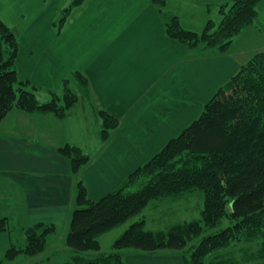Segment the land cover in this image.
Returning <instances> with one entry per match:
<instances>
[{"label":"crops","instance_id":"1","mask_svg":"<svg viewBox=\"0 0 264 264\" xmlns=\"http://www.w3.org/2000/svg\"><path fill=\"white\" fill-rule=\"evenodd\" d=\"M84 2L80 0L71 8L79 10L75 14L70 11L58 31L50 25L42 27L39 21L30 25L19 42L17 66L33 71L36 79L44 78L32 81L40 102L49 99L41 100L38 91L58 95L54 89L62 85L58 75L80 69L86 82L75 74L81 83L77 95L94 96L98 106L104 107L96 109L97 116L103 109L118 118V124L105 135L98 116L99 131L88 151L61 135L62 128H67L68 112L79 99L63 116L16 108L7 113L0 121V218L7 221L2 233L6 247L15 242L11 231H19V246H24L26 230L38 224H54L56 231L62 230L63 241L76 207L78 181L91 200L115 190L197 117L242 65L228 51L192 57L190 53L197 47L187 49L166 35L164 14L153 0ZM57 8L52 2L45 11H53L55 17ZM103 16L115 25L107 28L99 24ZM37 71L47 72L42 77L44 72ZM53 75L57 81H51ZM66 144L77 146L88 156L77 174L70 158L60 151ZM57 255L51 258L54 262ZM124 261L185 264L177 251L166 250L155 254L128 251Z\"/></svg>","mask_w":264,"mask_h":264},{"label":"trees","instance_id":"2","mask_svg":"<svg viewBox=\"0 0 264 264\" xmlns=\"http://www.w3.org/2000/svg\"><path fill=\"white\" fill-rule=\"evenodd\" d=\"M79 1L74 0L62 9L58 30ZM164 1L153 0L160 10ZM261 1L224 3L220 7L219 23L216 25L209 20L201 34L182 29L176 16L166 17L163 13L166 35L187 49L201 45V49L225 53L233 37L254 22ZM17 54L15 34L0 19V121L13 108L63 116L77 101V93L65 81L61 102L59 94L55 93L47 101H38L36 87L18 76ZM77 75L82 78L80 73ZM98 113L106 135L109 128L118 124V118L103 109ZM60 151L70 158L72 171L76 174L88 161L87 154L77 146L66 144ZM141 179L137 189L127 190ZM188 188L203 191L200 220L170 228L165 233L146 230L144 219L138 218L113 241L110 251L99 252V238L103 233L138 215L150 200ZM223 221H226L224 227ZM203 225L217 230L202 236L190 251L186 250L188 243L200 236ZM6 230V218L1 217L0 232ZM55 231L54 224L28 228L25 246H9L5 257L12 259L18 254L37 257L46 249V238ZM254 238L260 239L258 255L264 257V50L242 64L204 104L197 117L132 171L115 190L91 200L78 181L76 207L64 242L75 254L89 250L98 253L89 258L77 254L80 259L75 263L73 260L43 264H125L123 248L150 254L170 249L180 253L185 264H206L205 256L209 253L225 248L233 241ZM221 261L212 264H224Z\"/></svg>","mask_w":264,"mask_h":264},{"label":"rangeland","instance_id":"3","mask_svg":"<svg viewBox=\"0 0 264 264\" xmlns=\"http://www.w3.org/2000/svg\"><path fill=\"white\" fill-rule=\"evenodd\" d=\"M73 1L74 0H0V19L14 32L18 42L19 51V48H21L20 44L22 35L27 31L26 29L36 21H39V23L42 24V27L50 25V29L58 31L61 11L63 8L68 7V5H70ZM90 1L92 0H85L84 3L88 4ZM230 1L231 0H165L162 10L164 14H167L166 17L176 16L182 29L201 34L209 20L213 21L216 25L219 23L221 19L220 7L224 3H228ZM52 2H55L58 5L55 17L53 11H45L50 8ZM78 10L75 8L71 11L75 14ZM257 12L258 15L254 22L242 28V30L235 37H233L227 48V51L242 64L247 62L256 52L264 50V0L259 2L257 5ZM42 13L47 14L48 18L44 17ZM99 24L107 26V28L115 25L104 16L100 19ZM66 30V27L63 28V31ZM201 47V45L198 46L196 48L197 50L192 51L190 55L192 57H207L209 55L216 54V52L212 49H201ZM16 69L18 71L19 78L24 81L32 82L44 80V78L43 80L40 78L36 79L31 75V72L33 71L23 70V68L17 66V62ZM40 72L44 71H37L36 73L38 74ZM46 72L43 73L42 77H45L44 75ZM78 72L81 73L82 71H80V69L76 70L71 68V70H64L60 75H58L61 77L62 85L60 87H54V89L58 91L61 98L60 102L62 101L63 83L65 81V84L74 92H77L78 89L81 88V83L75 75ZM46 80L48 79L46 78L45 81ZM51 81H57L54 75L52 76ZM32 84L34 83L32 82L31 85ZM27 87L30 88L31 86ZM155 88L156 87H153L151 91L155 90ZM166 88L169 91L171 90L170 86H167ZM37 94L41 100H44V98H51L47 92H43L42 90L38 91ZM81 94L84 93L82 92ZM81 94H78L79 102L75 108H72L68 112L69 116H67L66 120L67 128H62L61 135L71 138V140L78 144V146L81 148L83 146L89 151L91 150L93 143L96 141V136L99 131V113L97 116L96 109L104 107L98 106L95 99H93L94 96L89 97L88 95V97H85ZM42 95L44 97H42ZM142 104L146 105L148 103L144 102ZM177 104L178 106L180 105V107L182 105L180 103ZM118 105L121 106L122 103ZM175 111L177 112L178 109H175ZM69 119H71L70 122L68 121ZM142 181L143 179L137 181L133 185L129 186L127 190L137 189ZM183 191L186 192L183 194L174 193L175 196L164 195L161 198L159 197L150 200L138 215L129 218L118 227L103 233L99 238V252L110 251L113 241L138 218L144 219L145 229L153 232H165L170 228L181 227L192 221L200 220V218H202L201 210L204 201L203 191L199 188H188ZM225 225L226 221H223L222 227ZM202 228L203 231L200 236L190 241L186 250L190 251L192 249L191 247H193L194 244H197L202 236L217 230L216 228L206 227L205 225H203ZM2 233H4V231L0 232V261H2L3 264H29L31 262H39L40 264L51 263L54 262V260L51 259L52 256H55L57 253V262H73L74 260L75 263L76 259H80L78 258L79 255L89 258L98 253L92 250L79 251V255L73 253V251L65 245V237L62 241V230L59 229L46 238V249L43 251L45 256L28 257L26 255L18 254L14 258L8 259L5 257L7 248L11 245L19 246V242H21L17 239L19 238V231L17 229L15 231H11L15 242L13 244H9L7 247L5 244L4 234ZM259 248V238H254L248 241H233L227 247L206 255L205 263L212 264V262L222 259L224 264H264V257L258 255ZM128 251L142 252L133 248H123L121 253L124 256ZM168 251L172 250L166 249V252Z\"/></svg>","mask_w":264,"mask_h":264}]
</instances>
